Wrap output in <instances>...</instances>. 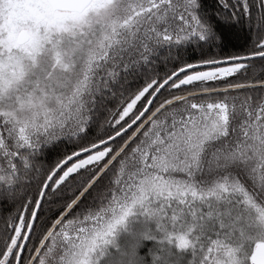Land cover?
Returning <instances> with one entry per match:
<instances>
[{"label": "snow or ice", "instance_id": "obj_1", "mask_svg": "<svg viewBox=\"0 0 264 264\" xmlns=\"http://www.w3.org/2000/svg\"><path fill=\"white\" fill-rule=\"evenodd\" d=\"M0 264H264V0H0Z\"/></svg>", "mask_w": 264, "mask_h": 264}]
</instances>
